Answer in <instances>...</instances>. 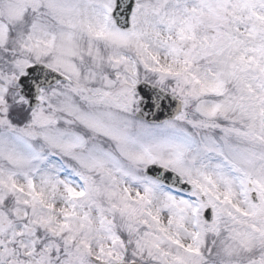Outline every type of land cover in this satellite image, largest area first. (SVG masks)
<instances>
[{"label": "snow or ice", "instance_id": "obj_1", "mask_svg": "<svg viewBox=\"0 0 264 264\" xmlns=\"http://www.w3.org/2000/svg\"><path fill=\"white\" fill-rule=\"evenodd\" d=\"M0 264H264V0H0Z\"/></svg>", "mask_w": 264, "mask_h": 264}]
</instances>
